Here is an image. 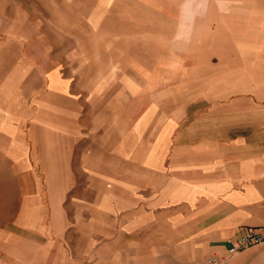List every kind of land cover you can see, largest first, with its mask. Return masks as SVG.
I'll list each match as a JSON object with an SVG mask.
<instances>
[{
	"label": "crops",
	"instance_id": "1",
	"mask_svg": "<svg viewBox=\"0 0 264 264\" xmlns=\"http://www.w3.org/2000/svg\"><path fill=\"white\" fill-rule=\"evenodd\" d=\"M36 3L43 17L33 22ZM42 19L174 24L180 47L168 43L169 59L184 61L179 78L196 81L179 88L200 94L204 78L226 77L232 88L221 85L220 93L234 95L226 105L223 97L208 105L200 95L174 101L178 109L154 127L140 162L111 167L99 186L89 181L91 192H75L65 209L64 182L49 195L23 145L16 147L23 141L5 106L15 103L16 91L0 79L1 264H209L227 259L241 232L264 226V0H0L3 26ZM2 32L1 42L17 47L3 51L0 68L7 61L13 72L16 62L31 59L25 47L31 38ZM55 68L47 77L64 87ZM3 70L0 77L10 75ZM98 187L103 191L96 193ZM222 264H264V258Z\"/></svg>",
	"mask_w": 264,
	"mask_h": 264
},
{
	"label": "rangeland",
	"instance_id": "2",
	"mask_svg": "<svg viewBox=\"0 0 264 264\" xmlns=\"http://www.w3.org/2000/svg\"><path fill=\"white\" fill-rule=\"evenodd\" d=\"M32 17L33 22L43 17L42 4H34ZM0 25V37L8 31L32 42L25 46L31 57L27 65L16 62L12 72L4 61L3 69L10 75L0 77L16 91L15 103L5 102L15 120L16 137L23 141H17L16 147L23 145L30 169L46 181L49 195H55L56 185L64 182L65 209H70L75 192H91L89 181L99 186L111 167H134L140 162L151 145L154 127L178 109L174 101L200 95L208 105L218 104L222 97L226 105L234 95L220 93L226 85L232 88L231 78L226 77L204 78L200 94L192 92L193 87L179 88L196 81L179 78L178 66H186L184 61L169 59L168 43L170 49L180 47L171 33L174 24H43L42 19L41 24ZM14 47L0 40V57H7L3 51ZM54 67L64 87L49 81L47 74ZM37 105L40 119L35 118ZM194 106L191 103L188 110L192 112ZM23 173L17 171V180ZM263 258L264 244H260L229 254L226 262Z\"/></svg>",
	"mask_w": 264,
	"mask_h": 264
},
{
	"label": "built area",
	"instance_id": "3",
	"mask_svg": "<svg viewBox=\"0 0 264 264\" xmlns=\"http://www.w3.org/2000/svg\"><path fill=\"white\" fill-rule=\"evenodd\" d=\"M264 244V226L248 228L241 232L233 241L229 252L230 254L248 249L250 247ZM227 259L212 258L209 259V264H222Z\"/></svg>",
	"mask_w": 264,
	"mask_h": 264
},
{
	"label": "clouds",
	"instance_id": "4",
	"mask_svg": "<svg viewBox=\"0 0 264 264\" xmlns=\"http://www.w3.org/2000/svg\"><path fill=\"white\" fill-rule=\"evenodd\" d=\"M177 39H181V37H177Z\"/></svg>",
	"mask_w": 264,
	"mask_h": 264
}]
</instances>
